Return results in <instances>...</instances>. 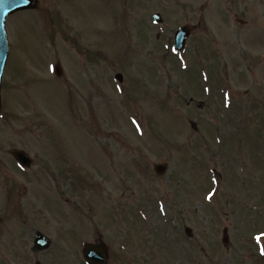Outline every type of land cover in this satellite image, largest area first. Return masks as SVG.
Returning <instances> with one entry per match:
<instances>
[{
    "label": "rangeland",
    "instance_id": "obj_1",
    "mask_svg": "<svg viewBox=\"0 0 264 264\" xmlns=\"http://www.w3.org/2000/svg\"><path fill=\"white\" fill-rule=\"evenodd\" d=\"M142 1L40 0L9 19L0 264H87L83 244L102 242L107 264H264V0H209L208 35L179 55L151 15L173 28L177 4L200 3ZM54 16L76 31L46 37ZM56 64L74 70L67 87ZM36 232L51 247L34 251Z\"/></svg>",
    "mask_w": 264,
    "mask_h": 264
},
{
    "label": "flooded vegetation",
    "instance_id": "obj_2",
    "mask_svg": "<svg viewBox=\"0 0 264 264\" xmlns=\"http://www.w3.org/2000/svg\"><path fill=\"white\" fill-rule=\"evenodd\" d=\"M36 1L38 2V5H39L40 0H36ZM65 1L66 0H49V2L53 3L55 6H58V7L62 6L63 2H65ZM197 1L200 3L199 5H195L194 3L189 4V2L188 3L184 2L183 4H177L176 5V7H175L176 24L173 28H171L169 26L166 28L163 18H162L163 22L161 25H152V27H154V28L159 27L160 32H162V30H163V31L171 34L170 41H173L172 37H173L174 33L180 28H184V30L189 31L188 40L192 39L193 37H194L193 39L198 38L197 36L205 38L208 35V29H206L204 27V25H203V23H201V21H203V19L205 21L210 20L211 10H210V6H209V0L208 1L207 0H197ZM231 1L234 2V0H231ZM115 2H118V4H120V6H122V7H127V6L130 7L132 4L142 5V3H144V1H142V0H133V1H131V0H115ZM37 9H38V6L34 10L17 12V13H15V14H13L7 18V23L9 21V19L14 18L16 16H19L21 14H29V13L35 14ZM158 12L160 14H162L161 11H158ZM223 13L225 14L224 15L225 19L235 17V14H233L232 11H228L227 9H225L223 11ZM161 17H162V15H161ZM188 18H191L192 22L178 23V22H181L183 19H188ZM67 19L68 18L66 16H62V17L54 16V20L52 21V24H50V26L46 25L44 22L43 32H44L45 36L49 37L48 35H50L51 38H53V35L57 34L56 32H58V33L62 32V31L67 32L71 28L73 29V31H76L74 28V25H64V23H65V21H67ZM69 22L71 23V21H69ZM71 40H72L73 47H76V48H69V49H71L73 51L77 50L78 46H79V41H78L77 35L73 36ZM166 46L169 47L170 43L167 42ZM94 61H96V59ZM52 70H53V67H52ZM53 76H54V74H53ZM73 77H75L74 70H71V71L66 70L65 73L62 70V73L59 77L56 78L54 76L55 80L57 82H59L63 87H67V86H65V83H67L69 80H72ZM60 81H62V82H60ZM71 82H73V81H70L67 84H70ZM61 151H62V149H60V153H61ZM11 153H12V151L10 152V154ZM66 161L67 160H64L62 158H58V159H54L52 162L55 166H64Z\"/></svg>",
    "mask_w": 264,
    "mask_h": 264
},
{
    "label": "water",
    "instance_id": "obj_3",
    "mask_svg": "<svg viewBox=\"0 0 264 264\" xmlns=\"http://www.w3.org/2000/svg\"><path fill=\"white\" fill-rule=\"evenodd\" d=\"M34 5V3L29 4L26 0H0V84L1 75L8 55V42L7 35L5 32V19L9 14H12L18 10L32 8ZM186 36L188 35H186V33H184L183 31H178L176 33L175 48L178 51H180L184 47ZM55 71L57 75L61 74V70L59 67H57ZM116 79L119 82H122V77L120 75H117ZM191 125L194 129H196V125L194 123H192ZM13 157L19 165L24 167H30V160L25 153L20 151H14ZM166 168V165H155L154 171L156 174L161 175L165 172ZM186 232L188 235L190 234L189 230H186ZM226 241L227 239H224V242ZM49 246L50 241L48 238H46L40 233H35L33 237V248L35 251L46 250L49 248ZM83 256L86 262L89 264H107V256L105 253V248L103 246H94L86 244L83 247Z\"/></svg>",
    "mask_w": 264,
    "mask_h": 264
}]
</instances>
